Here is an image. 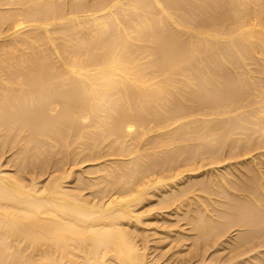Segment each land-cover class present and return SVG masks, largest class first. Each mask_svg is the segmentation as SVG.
I'll list each match as a JSON object with an SVG mask.
<instances>
[{
    "label": "bare ground",
    "instance_id": "bare-ground-1",
    "mask_svg": "<svg viewBox=\"0 0 264 264\" xmlns=\"http://www.w3.org/2000/svg\"><path fill=\"white\" fill-rule=\"evenodd\" d=\"M8 150L0 264H159L160 203L208 246L238 227L226 262L264 264V0H0Z\"/></svg>",
    "mask_w": 264,
    "mask_h": 264
},
{
    "label": "rangeland",
    "instance_id": "rangeland-1",
    "mask_svg": "<svg viewBox=\"0 0 264 264\" xmlns=\"http://www.w3.org/2000/svg\"><path fill=\"white\" fill-rule=\"evenodd\" d=\"M8 151H10V153L7 152L3 157H2V156L0 157V159L2 158V159L0 160V164H1V165H2V164L7 165L6 167L3 165L4 168H5L6 170H8V171L12 170V171H10V172H14L13 170L16 168V165H13L12 163L15 162V160L13 159V157L10 158V159H13L14 161H13V160L11 161V160L9 159V157H10V156L12 155V153H13V150H12V151H11V150H8ZM11 152H12V153H11ZM12 156H13V155H12ZM9 160H10V161H9ZM224 160L226 161V163H225V162L215 163V164H212V166H211V164H209V165L211 166L210 169L207 168V166H209V165H207V166L205 167V169H203L204 172H201L202 174H199V178L202 177L201 179H204V178H206V177H210V176L213 175V173L215 174V172H220V171H223V170L226 169V168H229V167L231 166V164H232L234 161H236V160H233V159H232V161H233V162H232L231 159H228L229 162H231L230 166H228V163H229V162H228L227 158H226V159L224 158L223 161H224ZM200 161H201V160H200ZM206 162H209V159H207V158H206V159H203V161L201 162V164H204V163H206ZM84 163L87 164L88 162H87V161H84ZM224 163H225V164H224ZM82 164H83V162H82ZM82 164H81V165H82ZM85 164H83L82 166L80 165V167H84ZM199 164H200V162H199ZM220 164H223V165H221L222 167L220 166ZM12 165H13V166H12ZM225 165H226V166H225ZM213 166L215 167V170H216V171H214V169H211V168H214ZM216 166H217V167H216ZM223 166H224V167H223ZM77 167H78V166H76L75 168H77ZM2 168H3V167H2ZM13 168H14V169H13ZM78 168H79V167H78ZM78 168H77V169H78ZM85 168H87V167H85ZM219 168H220V170H218ZM208 169H209V170H208ZM37 170H38V169H35V170H33V171L31 170V171H32L31 173H32V174H35V175L38 176V174H39L40 172H38ZM50 170H52V169L49 168L48 171H47V173H46V171L44 170V173H43V174L46 173V175H43L42 172H41V174L43 175V177H41V176H42V175H41V176H40V179H41V180L43 179V180H42L43 183L45 182V178H46V181L48 180V174H49V171H50ZM207 170H208V171H207ZM28 171H30V170L27 169V172H28ZM39 171H40V170H39ZM201 171H202V170H201ZM209 171H210V172H209ZM33 172H35V173H33ZM36 172H37L38 174H36ZM205 172H206V173H205ZM212 172H213V173H212ZM199 173H200V172H199ZM203 173H205L206 176H205V175L203 176ZM209 173H210V175H209ZM32 174H30V176H31ZM28 175H29V172H28ZM39 175H40V174H39ZM200 175H202V176H200ZM46 176H47V177H46ZM186 179H188V178H186ZM183 180L185 181V179H183ZM42 181H40V183H41ZM73 181H74V180H73ZM73 181H72V184H74ZM40 183H39V185L41 186ZM43 183H42V184H43ZM70 183H71V182H70ZM158 190H159L160 192H159ZM158 190H157V192H156L155 194L152 195L153 198H151V199H153V200H151V201L149 200L150 203H151V205H149V204H150V203H149V204H147L146 206H148V205H149V206H152V205H153L152 202H153L154 200H156V199H159V196H160V194L162 193V191H161V188L158 189ZM87 191H88V190H86L84 193H87ZM88 192H89V191H88ZM157 194H158L159 196H158ZM154 195H157V196L154 197ZM155 203H156V201L154 202V204H155ZM157 204H159V203H156V204L154 205V209L157 208V206H158ZM162 204H163V203H162ZM162 204L160 203L159 205L162 206V208H163L164 204H163V205H162ZM219 204L221 205V206H219V207H221V208H219V207H218V208H219L220 210L223 209L225 205L223 206L222 203H220V202H219ZM149 206H148V207H149ZM155 206H156V208H155ZM160 206H158V207H159L161 210L158 209V208H157L158 210H157V209H156L155 211L152 210V212H151V214H150V217H151V216H154V214H156V213L158 212L157 215H158V214L161 215V216H159V215L157 216L158 219H159V218L162 219V218L164 217L163 220H161V221H164L165 217H166V218H167V217L169 218V216H170V217H171L170 219H171V222H172L173 220H175V217H176L177 215H180L181 217H185V218L188 219V220H186L185 218H181V219H180V216H179V218L176 217V218H178L179 220L177 219V221H175L176 226H175V223L172 222V226L174 225L175 228H174V227L171 228V227H170L171 224H169V223H171V222H169L170 219L167 218V219H165L164 222H161V221L159 222L158 219L155 218L156 216H154V217H151V218H152L151 220H153V219L155 218V219H154V221H155V220L157 219L156 221L159 222L158 225H156L157 223L155 224V222H156V221H155V222H153V223L151 222V223L153 224V225L151 226V223H150L151 220H149V223H148V222H147L146 224L144 223V224H143L144 226L142 225V227H144V228H146L147 225H148V226L150 225L149 227H147L148 229L146 228L147 230H150V228H151L152 230H154V229H156V228H155L156 226H158L157 228L160 229L159 226H160V225L162 226L163 224H167V225H168V227H167V225H166V227H167L166 229H163V228H165V227H163V228L161 227L160 231L157 232V233H159V234H160V232H161V234L163 233V234H162L163 236H161V235H159V234H156V236H155V234L153 235V234L151 233L152 231H151V232L148 231V232L150 233V235L152 234V236H153V237L151 236L152 239H149L150 241H152V240H154V239L156 240V239H159V238H160V239H159L160 241L158 240V242H157V240H156V243H153V242H155V241H152V242L149 241V242H148V243H149L148 245H149L151 248H149V246H148V250H147V253L149 252V253H148L149 255H150V254H151V255H155L156 253H157L156 255H158V254L161 252V253L159 254L160 257L158 256V258H159V260H160V261L158 260V263H159V264H164L165 261H167L166 264H180V262H182V260H185V261H183L181 264H185V263H186V264H189L190 261L192 262V261L195 260V259H196V260L199 259L200 261H201V260L204 261V259L209 258L210 256H212V255H213V252H215V251H217V252L214 253V255H219V256H218V258L220 257L219 259H221V258L223 259V257H224L225 261L221 260V261L223 262V264H224V262H226V258H225V256H224V255H225L224 252H225L226 255H227V252L229 253V249H230V252H235V253H236V252L238 251V250H236V251L233 250L232 247L230 248L231 243H230V241H229V237H230V240H232L231 235H232V236H233V235L235 236L236 234H238V233L240 232V229H239L238 227H235V228L233 227L234 230H233L232 228H230L231 231H232V233H231L230 229H229L230 233H229V231L226 232V233L229 234V237L227 236L228 239H226L227 237H225V235H224V237H223L224 239L221 238V240H225V243H224V244H223V241H222V242H220V243L217 244L218 246H217V245H216V246H213V245H212V246H213V248H212L211 245L208 246L209 244L207 245V244L205 243L207 249H208V247H211V249H208V250H207L206 248H204L205 244L203 243V240H202L201 238H198V240L195 239V238H197L198 236H197V237L195 236V238H194L196 244H197V243L199 242V240H200V242L202 241V243H203L204 246H203V245H200V243H199V244H197V245H200V246H198V248H197V245L195 244L196 247H194V246H193L194 243H193L192 247L196 248L194 251H193L194 248L191 249L192 247H187V246L190 245V244H188L189 242L192 244V241H194V240L192 239V236H190L191 239H190L189 241H188V240H187V241L185 240L183 243H179V241L181 240L180 238H182V236L186 237V238L183 237L184 239H189L190 237H189V238H187V237L190 235V233H191V235H195V233H197V231H196L195 229H194V230L191 229L192 224L189 225L190 223L188 222V221H190L189 216H190V214H191V213H190L191 211L189 212L187 206H185V208H187L186 211L188 210L187 212L185 211V209H184L183 206H181L180 208H175L174 205H171V206H173V207L169 206L170 208H168V209H167V208H165V209L163 208V209H162ZM222 206H223V207H222ZM174 208H175V209H174ZM181 208H183V209H181ZM176 209L180 210L179 213H178L177 215H175V216L168 215L169 213L174 212ZM162 210H163L164 212L167 211L168 214L166 215ZM168 210H169V211H168ZM173 210H174V211H173ZM160 211H161V213H159ZM183 211H184V212H183ZM153 212H154V213H153ZM162 212H163V213H162ZM175 212H176V211H175ZM185 212H186V214H185ZM215 212L219 213L217 210H216V211L214 210V213H215ZM152 213H153V214H152ZM182 213H184L185 216L182 215ZM163 214H165V215H163ZM186 215H187V216H186ZM162 216H163V217H162ZM145 217H146V216H145ZM173 217H174V218H173ZM160 219H159V220H160ZM166 220H167V223H166ZM168 220H169V221H168ZM145 222H146V221H145ZM168 222H169V223H168ZM186 222H187V224H186ZM182 223H183V224H182ZM177 224H178V226H177ZM154 225H156V226H154ZM184 226H185V227H184ZM168 228L171 229V230L173 229V231L169 230ZM178 228L182 229L183 231H182V230H181L182 232L179 231L180 229H179V230H176V229H178ZM244 228H245L244 226L241 227V229H243V230H244ZM187 229H188L189 231H188ZM190 229H191L192 231H190ZM236 229H237V230H236ZM238 229H239V231H238ZM162 230H163L165 233H164ZM174 230L177 231V232H179V234H180V233H183L184 231H185V232L187 231L188 235L186 236L185 233H183V234H181V236H177L178 233L175 232ZM169 231H171V233H172V232L176 233V235H174L173 233L171 234ZM167 232H169V233L172 235V238H173V237H175V238L180 237V238H179L180 240L177 238V239H178V242H177V239L175 240V241H176V242H175V241L173 240V239H175V238H173V239L170 238L171 235H170L169 233L166 234ZM236 232H237V233H236ZM187 233H186V234H187ZM165 234H166V236H165ZM228 234H226V235H228ZM167 236H168V239H166ZM162 237H163V238L165 237V240H164V239L161 240ZM193 237H194V236H193ZM212 239H213V238H212ZM171 240H173V243L176 244V245L181 244L182 247H180L181 245H179V246H176V245H175V246H174V245H168L169 243H171ZM182 240H183V239H182ZM182 240H181V242H182ZM196 240H197V241H196ZM227 240L229 241L230 244H229V243H226ZM168 241H169V243H168ZM162 242H163L164 244H163ZM209 242H211V240H210ZM209 242H208V243H209ZM212 242H213V241H212ZM212 242H211V244H212ZM173 243H171V244H173ZM178 243H179V244H178ZM202 243H201V244H202ZM221 243L223 244V247H224V248L222 247V249H221V246H222V245H219V244H221ZM155 244H156V246H155ZM158 244L161 245L160 248H161V247L164 248L165 245H166V246L168 245L167 249H168V252H169V253H168V252L166 253L167 249H165V248L162 249V250H164V251L160 250V248H157V245H158ZM183 244H184L185 246H184ZM187 244H188V245H187ZM227 244H228L229 246H226ZM152 246H153V247H152ZM169 246H171V247L173 246V248H175L176 250L179 249L180 252H183L182 250L186 251V248H187V250H188V248H189L188 251L190 252V255H189V252H186V254L189 255V257H190L191 260H190L189 258H188L189 260H188V259L186 260V256H187V255L185 256V259L180 260V257H181L182 255H184V254H182L181 256L178 255V254H181V253H177V254H176V252H175V254H173V251H176V250H173V248H171V247H169ZM183 246H184L185 248H184ZM219 246H220V248H219ZM154 247H156V248H154ZM158 247H159V245H158ZM201 247H202L203 249L200 250ZM225 247H226V249H225ZM227 247H229L228 250H227ZM169 248H170L171 250H170ZM180 248H181V249H180ZM150 249H151V250H150ZM155 249H156L157 251H156ZM223 249H224V251H223ZM261 249L263 250L264 247L261 248ZM152 250L155 251L156 253L152 252ZM205 250H206L207 253L205 252ZM219 250H222V252H219V253H218ZM225 250H226V251H225ZM159 251H160V252H159ZM191 251H193V253H192ZM195 251H196V253H197L198 255H200V256H201V254H202V256H201V257L198 256L199 258H198V257L196 258L197 254H194ZM197 251H199V252L202 251V252H201V253H198ZM211 251H212V253L209 255V253H210ZM241 251H242V249H239V252H241ZM162 252H163V253H162ZM164 252H165V254H164ZM177 252H178V251H177ZM171 253H172V255H177L179 259H178V258L176 259L177 256H176V257H175V256H171ZM184 253H185V252H184ZM217 253H218V254H217ZM235 253H232V254L230 253L231 255L229 254V258H230V256H231V257H234L233 254H235ZM237 253H238V252H237ZM263 253H264V250L262 251V253H260V254H261L260 256H262ZM162 254H163V255H162ZM192 254H194V255H196V256L193 257V258H191V257H192ZM204 254H205V257H204ZM223 254H224V255H223ZM208 255H209V256H208ZM214 255L212 256V258L210 257L209 259H206V264H211V262H212L213 264H215L216 262L218 263V262L220 261V260L218 261L217 258L215 259V260H217L216 262H215V260L210 261V259H214V257H217V256H214ZM232 255H233V256H232ZM162 256H163V257H162ZM182 257L184 258V256H182ZM182 257H181V258H182ZM226 257H227V256H226ZM160 258H161V259H160ZM170 258H171V259H170ZM200 258H201V259H200ZM202 258H204V259H202ZM234 258H235V257H234ZM249 258H250V257H249ZM251 258H252V257H251ZM251 258H250V259H251ZM262 258H264V254H263ZM168 259H169V260H168ZM175 259H176V260H175ZM192 259H193V260H192ZM230 259H233V258H230ZM238 259H239V258H238ZM244 259H245V263H246V264H247V263L250 264L252 261H255L254 258H253L252 261L250 260V263H249V259H247L246 257L243 258V259L240 258V261L243 260V261H241V262H244ZM161 260H163V261H161ZM170 260H171V261H170ZM196 260H195V261H196ZM227 260H228V259H227ZM233 260H234V259H233ZM233 260H228V261H227L228 263H227V262H226V263H227V264H231V263H232L231 261H233ZM236 260H237V258H235V260L233 261V264H235V263H237V262H238V264H242V263H240V261H237V262H236ZM246 260H248V261H246ZM174 261H176V262H174ZM203 261H201L200 264H202ZM213 261H214L215 263H214ZM258 261H259V260H257V262H258ZM162 262H163V263H162ZM173 262H174V263H173ZM177 262H178V263H177ZM184 262H185V263H184ZM191 262H190V264H193V263H194V264H196V263L199 264L198 260H197V262H192V263H191ZM204 262H205V261H204ZM209 262H210V263H209ZM217 263H216V264H217ZM226 263H225V264H226ZM245 263H243V264H245ZM203 264H205V263H203ZM218 264H219V263H218ZM220 264H222V263L220 262Z\"/></svg>",
    "mask_w": 264,
    "mask_h": 264
}]
</instances>
